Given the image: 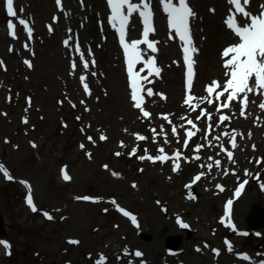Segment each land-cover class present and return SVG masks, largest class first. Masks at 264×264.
I'll return each instance as SVG.
<instances>
[{"label": "rangeland", "instance_id": "374dc122", "mask_svg": "<svg viewBox=\"0 0 264 264\" xmlns=\"http://www.w3.org/2000/svg\"><path fill=\"white\" fill-rule=\"evenodd\" d=\"M78 1L84 6L85 0ZM258 4L263 6L264 0ZM68 8L66 0H14L17 15L11 16L6 0H0V165L8 174L0 171V241L10 245L0 243V264H95L105 257L107 244L117 248L134 238L152 242L153 222H164L155 263L177 264L181 257L171 254L181 251L192 264L208 257L220 264L214 250L229 254V243L249 260L264 254V228L253 229L247 223L253 202L264 208V162H260L264 161V109L259 107L264 90L257 111L249 112L250 104L244 108L241 96L238 108L232 107L230 119L223 122L220 117L226 114L216 120L213 112L226 98L201 106L199 119H189L196 126L190 139L188 129L173 134L176 120L167 125L150 115L140 126L139 112L133 111L129 100L130 75L125 86L118 82L128 64L114 33L101 40L104 44L98 49L106 48L101 60L98 49L86 52L92 60L89 73L75 74L71 54L80 35L73 18L65 17ZM21 19L27 25L20 24ZM67 26L72 30L69 35ZM204 71L200 69L201 89L208 82ZM154 77V89L160 88L162 97H184V83L168 84L159 75ZM176 88L181 89L179 94ZM201 114L206 117L200 119ZM137 134L147 139L140 140ZM232 134H238L235 148ZM198 145L203 147L197 151ZM159 148L173 156L181 153L175 162L178 170H173L174 162L140 159L161 155ZM227 151L233 153L231 160ZM204 172L210 175L189 188ZM248 180L249 192L236 205L239 222L235 224L227 218L228 201L236 198L237 183ZM192 190L196 196H191ZM121 208L136 217L135 224ZM171 228L177 233L168 234ZM171 235L183 236L177 251L167 247ZM229 256L223 264L238 263L235 254Z\"/></svg>", "mask_w": 264, "mask_h": 264}, {"label": "bare ground", "instance_id": "6f19581e", "mask_svg": "<svg viewBox=\"0 0 264 264\" xmlns=\"http://www.w3.org/2000/svg\"><path fill=\"white\" fill-rule=\"evenodd\" d=\"M66 1L68 2L69 8L65 17L73 18V20L75 21V29L76 31H78L77 34L80 35L75 39V46L73 49L74 52H72L71 54L74 56L73 59H75V74L77 76L84 74L87 75L90 71L92 60L86 52L88 50L95 51V48L97 50L100 45L104 44L101 42V40L104 38V35L106 33H109V39L113 36L114 33L117 39V43L121 45L122 48H124L120 40L118 23L114 25L113 21L110 19L112 14H110V5L108 4V0H85L84 6H81L78 0ZM160 1L151 0L154 11L153 14L155 19V31L149 34V39L157 42L155 45L157 51H151L147 48L146 44L139 45L138 49L141 52V59L138 63L133 65V70H136L140 77H138V84L140 90H143V99H141L142 107H147L146 109L151 114V116L154 119H157L159 122H166V124L168 125L169 120L171 121V123L176 120V122H178V126H176V132H178V134H183L185 129H193V126L188 124L187 121L189 119L197 120L196 118L198 117V114H200V112L202 111L201 106L207 105L209 103L208 100L199 99L208 96V93L206 91L207 86L213 81H219L221 87L217 89V91H223V87L226 84L227 80L230 79V75H228L229 69H226L224 67V61L226 58L222 56V52L230 45L240 43L241 41L240 37H238L235 34L234 30L229 28L226 23V20L234 11V6L231 5L228 0H194L193 8L195 16L191 17L190 33L192 44L196 49H198V51L191 54L192 59H194L195 63L192 66L193 75L191 81V89L189 91L188 66L184 59L185 42L180 39L175 30L169 27L168 14L164 11L163 5ZM173 3H176L178 5V0H173ZM245 7L246 10L254 16L260 14L261 8L258 5V0H250V3ZM124 11L126 12L127 9L125 8ZM235 18L241 26H246L248 23H250V20L245 18L241 14H236ZM94 20H97V24L94 22ZM70 29L71 27H66V34L69 35V33L72 31ZM110 33L112 34V36L110 35ZM142 33V18L139 17L138 12L133 13L127 26L125 39H130L131 41L142 39ZM225 41L226 43L220 48L219 45ZM105 51V46L97 50L100 60L103 58V54ZM122 51L120 49V52ZM123 53L126 63L128 64V55L125 52V49ZM92 56H94V54ZM84 58L85 61L88 62L87 67L84 66ZM150 58H154L155 67L145 63ZM118 59L120 61L119 57ZM161 59H165L166 64H163ZM119 67H121V64H119ZM155 68L160 69L159 77L163 78L166 82H168V84L176 83L178 85L184 83L185 87L182 89L183 92L185 91L184 97H182L181 99H179L178 97H170L169 99L166 96H164L166 98L162 97L160 92H158L160 88L154 89V87L157 85L155 81L156 79L154 77V74H156ZM201 68L205 70L204 77L208 80L207 85L204 87V89L198 88V85L202 82V77L200 75ZM124 72L125 76L123 71L122 73L120 71L118 82L121 85L125 86V81L128 80L130 74L128 69H126ZM96 83L98 85L100 84L99 81H97ZM142 84H144L145 90L143 89ZM249 86L255 88V78L250 79ZM130 87L131 93H129V100L130 103L134 106L133 111H135V109L138 110V123L140 124V126H142L144 123L149 121L150 118L144 117L142 110L135 107L136 101L132 99L133 92L131 83ZM149 88L152 89L153 92V95L151 96H149L147 93V89ZM176 90L178 94L181 91L180 88H176ZM96 92L97 89L95 90V93ZM262 93L263 90H260L259 93L257 91L248 93V104H250L249 112L257 111V104L261 103L259 99L262 100ZM158 94H160V98H155L158 97ZM228 94V92H225L222 96L219 97V99H217L216 93H213L211 100L213 102L221 101L225 99ZM189 95L195 98L192 100L191 106L185 103V100L188 99ZM241 96H243L242 93L240 94V97ZM238 99L233 100L230 103V107L220 108L219 110L214 111V119L219 120L220 114L228 115L231 112L232 107H234L235 109L238 108L240 104ZM159 115L162 118H159ZM165 116H167L168 119H165ZM205 117V114H201L200 119ZM129 126L131 130H134L135 126L133 124H129ZM218 127L220 128L221 126L219 125ZM228 134H230V132H228ZM233 136L236 137L234 134L230 135L231 138H233ZM221 140L225 141V138H222ZM164 152H167V155L173 158L167 160L164 163L174 162V160L175 162L177 161L175 156H173L171 152H169V150L164 149ZM209 175L210 173L204 172L198 181L190 182L188 184V187H197L200 181L207 178V176ZM248 192L249 185L245 187L242 195L233 198L232 205L230 207L228 206L227 218L235 224L239 222L237 218L238 213L236 214V205L243 196L247 195ZM243 215L246 216V212ZM177 216L182 217L181 214H178ZM160 223L157 224L156 222H153L151 226L152 228H149L153 232L152 242H145L140 239L134 238L131 240H127L125 244L121 245L120 247L117 246V248H113V245L111 246L110 244H107L104 248V251L106 250L105 258L99 261H97L96 259L97 262H95V264H164L155 263L153 261V257L156 259L161 251L160 246L163 237L160 236L159 231L161 229L160 227H162L163 224ZM167 233L175 234L177 232L176 230H173L171 228ZM184 245H186V243H184ZM136 251L142 252L143 255L141 257L135 256ZM231 252H233V250H231ZM231 252H229V254H232V256H234V252ZM174 254V257H181V260L179 259V262H177V264H192L191 260L183 257L181 251H178ZM221 254L222 252L220 254H217L219 256L217 258L220 264L225 263L226 260H230V256L228 253L224 256H222ZM243 259H245L247 262ZM214 260L216 259L208 257L207 259L202 260L200 264H214ZM234 260L238 261L237 264L251 263H248V260L244 257L235 258Z\"/></svg>", "mask_w": 264, "mask_h": 264}, {"label": "snow or ice", "instance_id": "6c2138e0", "mask_svg": "<svg viewBox=\"0 0 264 264\" xmlns=\"http://www.w3.org/2000/svg\"><path fill=\"white\" fill-rule=\"evenodd\" d=\"M59 3L60 0H57ZM228 2L234 6V11L230 14L228 19L226 20V23L229 28L233 29L235 34L240 37V43L230 45L229 47L225 48L222 52V56L225 59L224 61V67L226 69H229L228 75H230V79L227 80L226 84L223 87V91L218 92L217 89L221 87L219 81H213L211 84H209L206 88V91L208 93V96L199 98L201 100H208L209 103L212 102L211 97L213 93H216L217 99H219L220 96H222L225 92H228L229 94L226 97L227 102L220 105L221 108H228L230 107V103L240 98V94H243L242 99V105L244 108L247 107L248 104V93L257 91L258 93L260 90H264V11H262L259 15H252L246 10V5L250 3V0H228ZM7 3V11L9 15L16 16L17 12L14 9V0H6ZM108 4L110 5L112 9V16L111 20L113 21L114 25L118 23L119 25V32H120V40L121 43L125 49V52L128 55V71L131 78V86L133 88V94L132 99L136 101L135 107L140 108L143 112V115L145 117H150V113L146 110H143L141 105V97L139 95L140 93V87L138 86V78L137 74L133 72V65L138 63L141 59V52L138 49V46L141 44H146L147 48L151 51L155 52L157 51L156 48V41L149 39V34L155 31L154 24H153V12L151 10V4L150 0H140V3H133L132 0H108ZM161 4L163 5L164 11L168 14L169 17V27L179 35L180 39L185 42L184 47V59L188 66V88L189 91L191 89V81H192V66L195 63L194 59H192L193 53L197 52L198 49H196L192 44L191 39V33H190V26H189V19L190 17L195 16V13L193 12L192 8L187 3V0H179L178 5L176 3H173V0H161ZM126 6L127 11H124V8ZM264 8V6H262ZM214 11V9H213ZM139 14V17L142 18V24H143V33H142V39H136L132 40L130 42H127L125 39V31H126V25L129 23L130 17L133 13ZM236 14H241L245 18L250 20V23H248L246 26H241L237 20H236ZM22 25H27V21L24 19H21L19 21ZM9 27L14 29V24H9ZM32 29L28 28L29 34H31ZM14 34V32H13ZM65 44H67V41H65ZM2 63V62H0ZM95 63V61H93ZM145 63L155 67V60L154 58H150ZM31 66V65H29ZM84 66H88V62H84ZM73 67H75V64H73ZM155 73L158 76L160 73L159 68H155ZM255 78V88L249 86L250 79ZM82 80L85 79V77H81ZM85 88H87V84H85ZM230 90V91H229ZM147 93L149 96L153 95L152 89H147ZM162 95V94H161ZM195 99L191 95H189L188 99L185 100L186 104H189L191 106L192 100ZM259 107L261 109H264V102H262ZM219 110V109H218ZM243 110L241 111V115H243ZM199 119V117H197ZM211 117H209L210 119ZM165 119H168L167 116H165ZM230 119L227 115H222L220 117V120L226 121ZM188 124L192 125L195 129L196 126L193 123L192 120L187 121ZM169 123L171 121L169 120ZM209 128H211V125H209ZM155 132V129H153ZM173 134H176V128L173 127L172 129ZM196 131H199V129H196ZM195 135V131L188 130L187 137L190 139L192 136ZM225 135H228V133H225ZM138 139L145 140L147 139L144 136L138 135ZM102 140L106 139L105 136L100 137ZM89 140L92 138L89 137ZM219 139V137H217ZM232 147H237V144L235 142V137L233 136L232 140ZM185 146H187V141L185 142ZM81 147H84L81 145ZM203 147V145L197 146V151ZM253 147H255L253 145ZM158 151L161 153V155L157 156H141L140 159H149L153 162L160 161V162H166L169 159H173L172 157H169L167 154L164 153L163 148H159ZM135 153V149L133 150V154ZM119 155V153H117ZM176 159H179L181 156V153L179 151H176L174 154ZM227 156L231 160L233 157V153L231 151H227ZM264 162V161H260ZM216 165H220V161H215ZM174 171L178 170L179 165L175 163L174 160ZM107 167V166H105ZM209 170H211L212 165H208ZM0 171H3L4 174L7 176V171L4 169L2 165H0ZM227 171H225V175H227ZM115 175V173H114ZM203 173L197 175L195 179L198 181ZM9 179H11V176H8ZM64 178L67 180L69 177L65 173ZM247 183L245 181L244 183H241L239 188L236 190V195H240V190L244 187V184ZM135 186V185H134ZM220 187V190L223 191L222 186ZM83 199H89L88 197H83ZM28 203L31 205L32 197L29 195L28 197ZM115 203V201H113ZM233 201L229 200L228 205L229 207L232 205ZM36 208L33 206V211H35ZM120 211L123 212L125 216H130L132 219V222L136 223V217L132 215L131 213L125 211L124 209H120ZM45 216L49 220L53 219L51 215L48 213H45ZM181 223L182 227H188L187 224H184L182 221H178ZM233 228H235V225H232ZM243 235H247V233H243ZM6 248H9L10 245L6 241H0ZM70 243L78 244L79 241L77 240H71ZM229 251L232 250V246L229 243L228 245ZM199 250V249H198ZM219 254V250H214ZM143 255L142 252L136 251L135 256L141 257ZM245 258H248L245 256ZM260 264H264V261H261Z\"/></svg>", "mask_w": 264, "mask_h": 264}, {"label": "water", "instance_id": "95a60500", "mask_svg": "<svg viewBox=\"0 0 264 264\" xmlns=\"http://www.w3.org/2000/svg\"><path fill=\"white\" fill-rule=\"evenodd\" d=\"M197 194L192 191L191 196H196ZM247 223L253 228H263L264 227V208L259 204L254 202L249 212V217ZM191 233H189L190 235ZM183 241V236H173L169 237L167 246L173 249H178Z\"/></svg>", "mask_w": 264, "mask_h": 264}]
</instances>
